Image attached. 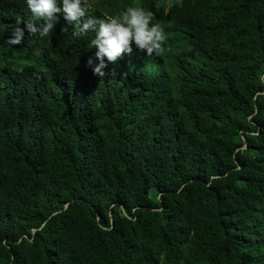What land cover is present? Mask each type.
Returning <instances> with one entry per match:
<instances>
[{"label": "trees", "instance_id": "obj_1", "mask_svg": "<svg viewBox=\"0 0 264 264\" xmlns=\"http://www.w3.org/2000/svg\"><path fill=\"white\" fill-rule=\"evenodd\" d=\"M172 3L90 0L167 35L100 78L95 33L9 44L0 0V264H264V0Z\"/></svg>", "mask_w": 264, "mask_h": 264}, {"label": "clouds", "instance_id": "obj_2", "mask_svg": "<svg viewBox=\"0 0 264 264\" xmlns=\"http://www.w3.org/2000/svg\"><path fill=\"white\" fill-rule=\"evenodd\" d=\"M182 3L183 0H173L169 7ZM26 4L31 15L17 20V28L8 43H22L25 28L30 36L50 37L63 17L68 25L74 26L75 37L95 33L91 39V46L96 49L95 59L90 57L87 65L100 78L109 75L105 71L109 64L115 65L125 54L133 52V44L148 56H162L165 52V28L161 23H153L154 13L142 6H129L116 16L97 17L90 14V0H26ZM21 24L25 27H20Z\"/></svg>", "mask_w": 264, "mask_h": 264}, {"label": "rangeland", "instance_id": "obj_3", "mask_svg": "<svg viewBox=\"0 0 264 264\" xmlns=\"http://www.w3.org/2000/svg\"><path fill=\"white\" fill-rule=\"evenodd\" d=\"M158 5H159V7H160V8L163 6V4H162V3H159ZM154 194H155V191H154V190H152V191H151V197H153V196H154Z\"/></svg>", "mask_w": 264, "mask_h": 264}, {"label": "water", "instance_id": "obj_4", "mask_svg": "<svg viewBox=\"0 0 264 264\" xmlns=\"http://www.w3.org/2000/svg\"><path fill=\"white\" fill-rule=\"evenodd\" d=\"M98 220H100V219H98Z\"/></svg>", "mask_w": 264, "mask_h": 264}]
</instances>
